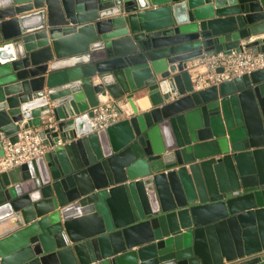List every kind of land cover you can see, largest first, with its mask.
<instances>
[{
	"label": "water",
	"instance_id": "water-1",
	"mask_svg": "<svg viewBox=\"0 0 264 264\" xmlns=\"http://www.w3.org/2000/svg\"><path fill=\"white\" fill-rule=\"evenodd\" d=\"M244 49L264 0H0V160L51 147L0 171V264H264V68L188 67Z\"/></svg>",
	"mask_w": 264,
	"mask_h": 264
},
{
	"label": "built area",
	"instance_id": "built-area-1",
	"mask_svg": "<svg viewBox=\"0 0 264 264\" xmlns=\"http://www.w3.org/2000/svg\"><path fill=\"white\" fill-rule=\"evenodd\" d=\"M194 90L219 85L246 73L264 68V52L233 50L231 53L218 52L194 59L189 64ZM222 68V71L218 69ZM122 119V115L111 106V100L105 98L94 109V121L100 128H107ZM4 155L0 160V171L20 166L37 157L47 154L51 147L41 139L34 129H22L18 132V141L12 143L5 135Z\"/></svg>",
	"mask_w": 264,
	"mask_h": 264
},
{
	"label": "crops",
	"instance_id": "crops-1",
	"mask_svg": "<svg viewBox=\"0 0 264 264\" xmlns=\"http://www.w3.org/2000/svg\"><path fill=\"white\" fill-rule=\"evenodd\" d=\"M252 39H256V38H252Z\"/></svg>",
	"mask_w": 264,
	"mask_h": 264
},
{
	"label": "bare ground",
	"instance_id": "bare-ground-1",
	"mask_svg": "<svg viewBox=\"0 0 264 264\" xmlns=\"http://www.w3.org/2000/svg\"><path fill=\"white\" fill-rule=\"evenodd\" d=\"M145 106V104H143Z\"/></svg>",
	"mask_w": 264,
	"mask_h": 264
}]
</instances>
